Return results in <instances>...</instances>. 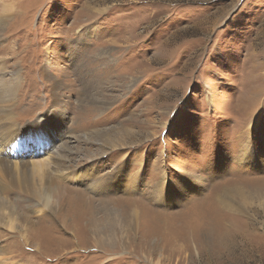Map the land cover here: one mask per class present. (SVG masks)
Here are the masks:
<instances>
[{
    "label": "rangeland",
    "instance_id": "obj_1",
    "mask_svg": "<svg viewBox=\"0 0 264 264\" xmlns=\"http://www.w3.org/2000/svg\"><path fill=\"white\" fill-rule=\"evenodd\" d=\"M0 15V81L16 69L22 82L0 107V149L52 108L67 140L61 163L44 152L60 207L47 219L42 192L0 170V264H264V0H0ZM246 129L257 157L244 161ZM120 166L143 187L92 189ZM163 178L167 205L145 192ZM138 199L150 208L133 215ZM105 201L136 227L120 231Z\"/></svg>",
    "mask_w": 264,
    "mask_h": 264
},
{
    "label": "bare ground",
    "instance_id": "obj_2",
    "mask_svg": "<svg viewBox=\"0 0 264 264\" xmlns=\"http://www.w3.org/2000/svg\"><path fill=\"white\" fill-rule=\"evenodd\" d=\"M2 8L4 9V7H2ZM10 9H12V6L8 5V7L6 9H4V11L5 10L9 11ZM13 10H11V12ZM6 17H7L6 15L5 16L0 15V25H2L4 23ZM9 73H11L10 79H5L3 77V78H1L2 81H0V107L7 109V110L12 109L13 106L15 105L16 99H17V96L19 93L18 90H19L20 85L22 84L21 76H20V70H16V69L12 70V71L10 70ZM53 88H54L55 93L52 94L54 96L52 98L53 99L52 105H53V107H58L63 102L60 97H62L61 90L64 88V86L61 82H54ZM48 116H47V114L42 115L39 117L38 120L30 121L29 124H26L27 126H25L24 132L22 133L23 137L18 140L19 143H15V141H17V140L13 141V136H15L13 134V132H10V135H12V139H10L11 137L9 138V134L6 135L5 139H7V140H5L4 138L2 140L5 142V145L3 144V147L1 148V149H3V151H1L2 157L0 159V170H1V176H2L3 184H5L6 180H8V178H9V181L12 182L13 184H15L18 188H24L27 190L37 188L38 190H40L42 192L43 202L40 203L39 201L36 200L37 205L39 206V208L37 209V212L40 213L39 214L40 216L44 217L42 219H47L45 216H43L45 211L48 210L51 212H57L58 209L60 208L58 204H56V205L51 204L52 203L51 201L53 200L54 195H53V192L50 191L49 187H47V181L44 180L45 179L44 176H46V173L48 172L45 168L46 164L50 163L49 159H47L46 156L44 157V152H45V150H47V153L51 152L53 155H55V156H53L54 160L51 162L61 163L62 156H63L61 154V151H63L62 149L65 146L64 144L67 142V140L65 142L64 138L63 139L60 138L57 140L58 137L63 135L62 132L65 129L64 128V126H65L64 125V118L66 117L65 112H60V111L58 112V111H56V109L52 108L50 113L48 114ZM2 129H3V127L2 128L0 127V133H2ZM248 132H249L248 129L244 130V132H243V134L245 135V138L249 139V140H247L246 143L243 144V146H242L243 148H241L242 154H244V161L247 160L248 158L257 157V152L254 151V149H253L254 146L252 144V140H250V135L248 134ZM15 133L17 136V134L19 133L18 129L16 130ZM16 147H19V148H16ZM32 149L35 151L40 150L42 152L41 157L43 156V159L40 158V160H37V161L31 160V162L29 161L30 163H27L26 160H23V158H21V157L19 159H17V161H13L14 159L12 161L10 160V158L12 157V154H13V157H18L19 154H21L20 152H18V150H20L21 152H25L27 150H32ZM22 160H23V162H22ZM10 162H13L14 164H10ZM18 163H20V164H18ZM60 166H62V165H60ZM162 169L165 170L164 167ZM126 173H130L129 169L126 168V166H120V167H116L113 172H110V174L108 175L107 178H103L102 180H99L98 177H94L93 179L90 180V181H92V189H94V190L98 189L97 186H99V185L102 186L103 191L107 190V188H112V187H117V189L124 188V189H129V190H132V189L133 190H139L141 187H143L142 186L143 182H142L141 175H140L141 172L135 174L138 176H134V175L131 176L130 174H126ZM4 175H6V178L3 177ZM70 175L72 177H77V176H75V175H77L76 172H71ZM125 177H126V180L124 182ZM79 179H83V178L79 177ZM98 191H100V190H98ZM145 192L150 193L153 196V199L156 200L157 203H159V204L167 205V204L171 203L170 201H167L166 178H163L162 181L158 185H156L154 189L150 188ZM76 196H77V194H76ZM76 199H77L76 207L79 208L78 210H84L85 212H87V209H89V210L91 209L92 205L87 203L85 201V198L81 197V194H79V197ZM160 199H162L163 201H160ZM246 200L248 202L247 198H246ZM105 202H107V204H105L106 205L105 213H106V216H108L107 220H109V219L117 220L120 231L126 233L129 229L136 227L137 222H136V224H134L132 222V225H130V223H128V228H126V222H124L122 220L124 215L122 213H119L116 210V208L112 206V205H114V206H116V205L114 203L110 204L109 201H105ZM3 203L9 204L7 201H3ZM58 203H59V200H58ZM120 203L124 205V203L122 201H120ZM222 203H224L225 205H227L231 209L234 208L232 204H230L229 202H227L225 200ZM143 204H146V203L143 202L141 199H138L137 202L133 203V208H132L133 209V212H132L133 215H138V212H139L138 206H142V207L144 206V208L147 207V209L150 208L148 205H143ZM7 207L12 208L13 205L11 207L9 204ZM12 209H13V212H15L17 214L15 209L14 208H12ZM30 209H31V207H30ZM101 209H102V207H101ZM158 213L159 212H156V214H158ZM159 214H162V213H159ZM17 217H20V216L17 214ZM90 222L93 223L96 227L97 221L95 222V219L92 216V214L90 216ZM29 224L26 223L25 227H27ZM27 230H29V228ZM25 232H27V231H25ZM97 233H98V231H97ZM120 234H122V233H120ZM120 236H122V235H120ZM124 236H126V234ZM111 239L112 238H108V236H105V238L103 240H108V242L111 243ZM124 243H126V241H124Z\"/></svg>",
    "mask_w": 264,
    "mask_h": 264
}]
</instances>
